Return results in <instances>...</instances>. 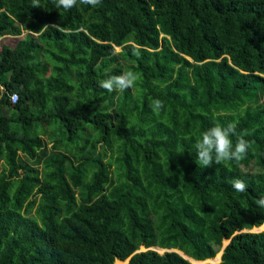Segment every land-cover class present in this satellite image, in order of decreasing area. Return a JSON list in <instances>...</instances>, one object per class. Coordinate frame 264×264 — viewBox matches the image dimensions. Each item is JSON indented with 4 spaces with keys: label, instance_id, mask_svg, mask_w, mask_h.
Wrapping results in <instances>:
<instances>
[{
    "label": "trees",
    "instance_id": "obj_1",
    "mask_svg": "<svg viewBox=\"0 0 264 264\" xmlns=\"http://www.w3.org/2000/svg\"><path fill=\"white\" fill-rule=\"evenodd\" d=\"M1 36L0 264H264V0H0Z\"/></svg>",
    "mask_w": 264,
    "mask_h": 264
},
{
    "label": "water",
    "instance_id": "obj_2",
    "mask_svg": "<svg viewBox=\"0 0 264 264\" xmlns=\"http://www.w3.org/2000/svg\"><path fill=\"white\" fill-rule=\"evenodd\" d=\"M256 227H258V226H256ZM256 227H252L251 229H249V231H254V232H256V231H260L259 229H256ZM264 229V228H263ZM262 229V230H263ZM246 230V229H245ZM228 242V240L225 242V243H222V245H221V248L226 244ZM140 248H142V249H137L136 251H140V250H144L145 248L144 247H140ZM149 249H153V250H155V249H157L156 251L158 252V253H162L163 251H171V250H173V251H176L175 249H166V248H158V247H149ZM178 254H180L181 256H183L184 258H186L184 255H182L181 254V252H179V251H176ZM220 253H221V251H218V258H217V260H215V261H213L214 263H216V262H218L219 261V255H220ZM186 259H188L190 262H192V263H201L202 261H195V260H193V259H190V258H186ZM127 260H128V258H127ZM126 263H127V261H126ZM211 264H213V263H211Z\"/></svg>",
    "mask_w": 264,
    "mask_h": 264
},
{
    "label": "rangeland",
    "instance_id": "obj_3",
    "mask_svg": "<svg viewBox=\"0 0 264 264\" xmlns=\"http://www.w3.org/2000/svg\"><path fill=\"white\" fill-rule=\"evenodd\" d=\"M19 37L17 36V37H14V36H1L0 37V45L2 44V43H6V44H8V45H10V46H12L14 43H15V41L18 39ZM118 50V47H115V51H117ZM262 230V229H261ZM227 240H223L222 241V243H225ZM140 248V247H139ZM138 248V249H139ZM155 248V247H154ZM155 250H157V249H155ZM158 251V250H157ZM217 254V253H216ZM211 263H214L213 261L212 262H201L200 264H211ZM121 264H124V263H121Z\"/></svg>",
    "mask_w": 264,
    "mask_h": 264
},
{
    "label": "built area",
    "instance_id": "obj_4",
    "mask_svg": "<svg viewBox=\"0 0 264 264\" xmlns=\"http://www.w3.org/2000/svg\"><path fill=\"white\" fill-rule=\"evenodd\" d=\"M1 89H3V87L0 85V90ZM8 99H9V103H14L15 102V100H16V93L15 92H13V93H10L9 95H8Z\"/></svg>",
    "mask_w": 264,
    "mask_h": 264
},
{
    "label": "bare ground",
    "instance_id": "obj_5",
    "mask_svg": "<svg viewBox=\"0 0 264 264\" xmlns=\"http://www.w3.org/2000/svg\"><path fill=\"white\" fill-rule=\"evenodd\" d=\"M139 249H140V248H139ZM115 260H118V259H115ZM115 260H114V261H115ZM119 261H123V260H119Z\"/></svg>",
    "mask_w": 264,
    "mask_h": 264
}]
</instances>
